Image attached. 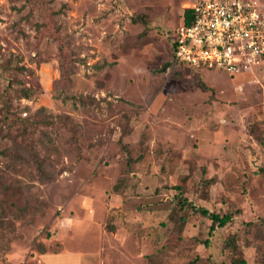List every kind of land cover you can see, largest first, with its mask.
<instances>
[{
  "label": "rangeland",
  "instance_id": "rangeland-1",
  "mask_svg": "<svg viewBox=\"0 0 264 264\" xmlns=\"http://www.w3.org/2000/svg\"><path fill=\"white\" fill-rule=\"evenodd\" d=\"M199 1L0 0V264H264V58L175 62Z\"/></svg>",
  "mask_w": 264,
  "mask_h": 264
},
{
  "label": "built area",
  "instance_id": "built-area-1",
  "mask_svg": "<svg viewBox=\"0 0 264 264\" xmlns=\"http://www.w3.org/2000/svg\"><path fill=\"white\" fill-rule=\"evenodd\" d=\"M191 25L177 28L180 64L235 75L264 58V0H201Z\"/></svg>",
  "mask_w": 264,
  "mask_h": 264
},
{
  "label": "trees",
  "instance_id": "trees-1",
  "mask_svg": "<svg viewBox=\"0 0 264 264\" xmlns=\"http://www.w3.org/2000/svg\"><path fill=\"white\" fill-rule=\"evenodd\" d=\"M193 18H194V13L192 9L186 8L184 9V12L182 14V20L186 25H191L193 22ZM175 62H177V60L174 57ZM202 86L204 88H206V85L202 82ZM41 111H45V108H42ZM42 168V167H41ZM43 169V168H42ZM41 171H44L42 170ZM186 201L183 203H181V209L185 208V204ZM190 207H193V209L197 212H200L202 215L209 217L212 220V224L210 227V233L212 234L217 227H224L226 226L229 222H231L232 220V216L229 214L226 215H220V214H216L214 212H210L209 210L205 209V208H194V206L190 205ZM205 245L208 246L209 245V241L207 240L205 242ZM227 247L232 248L233 250V254H234V258H233V264H248L246 262V260L244 259L242 252L240 251L239 247L237 246V243L235 241V238H231L228 240L227 242ZM41 253H44V249L40 248Z\"/></svg>",
  "mask_w": 264,
  "mask_h": 264
},
{
  "label": "crops",
  "instance_id": "crops-1",
  "mask_svg": "<svg viewBox=\"0 0 264 264\" xmlns=\"http://www.w3.org/2000/svg\"><path fill=\"white\" fill-rule=\"evenodd\" d=\"M118 199L119 196H114V207H119ZM95 222L96 220H87V222H85L84 224L92 226V224H94ZM121 232L122 229L117 228L115 229V232L113 231L112 236L116 237V239H120V241H123L124 237L127 238V232L126 230L123 231V234H121ZM42 257L43 264H95V261L98 259L96 255L86 254L81 251H61L54 255H43Z\"/></svg>",
  "mask_w": 264,
  "mask_h": 264
}]
</instances>
